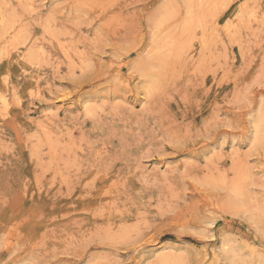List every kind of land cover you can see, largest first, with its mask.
<instances>
[{
    "label": "rangeland",
    "instance_id": "1",
    "mask_svg": "<svg viewBox=\"0 0 264 264\" xmlns=\"http://www.w3.org/2000/svg\"><path fill=\"white\" fill-rule=\"evenodd\" d=\"M0 1L27 23L23 53H36L0 61L13 102L0 114V264H157L158 247L219 264L225 235L264 257V149L249 143L264 100V0H247L248 25L236 15L245 0H231L213 43L195 41L149 96L131 68L165 0ZM239 173L256 220L214 186Z\"/></svg>",
    "mask_w": 264,
    "mask_h": 264
},
{
    "label": "bare ground",
    "instance_id": "2",
    "mask_svg": "<svg viewBox=\"0 0 264 264\" xmlns=\"http://www.w3.org/2000/svg\"><path fill=\"white\" fill-rule=\"evenodd\" d=\"M165 1L166 2H163V4H161L158 12H156V14L153 15L152 18L150 17L151 20H149V42L146 46L149 50L147 52L148 55L142 56V61H139V64L133 65L131 68L132 70L136 71L140 77V79L138 78L139 86L136 85V88H139L137 92L140 96H149L153 94L159 83L166 75L167 70L171 69L170 66L172 65V62H174V60H180V58L182 59L183 57H185L190 49L194 46L195 41H199L202 49H207L209 42H211L210 44L213 43L211 40L214 39V31L216 30L214 27V23L218 22V13L222 9H225L226 5L229 6L228 4H230L231 2V0ZM251 7L249 6V2L247 0L240 4L239 11L236 15L238 16L241 24L243 23L245 25H248L247 23L250 21V19L252 20V18L250 17L254 15V11L251 10ZM8 13L2 12L0 10V61L5 58H9L11 56L9 52L14 49V58L20 60L22 57L23 60L32 62L36 57L35 50L30 48L28 51H26V53H23L27 48L23 51V49L19 46L23 43V33H26V31L23 32V28L25 24L27 26V23L23 24L20 16H18V18L15 12H10L9 14ZM49 20L50 17H47V20H45L47 24ZM246 21L248 22L246 23ZM229 22L226 23V29L224 30L232 31V27L234 25L231 23V21ZM235 31L236 30H234V32ZM206 52V50H202V56H204ZM79 69H81V66ZM58 100L63 101V98ZM140 100L143 101L142 98ZM12 103L13 102L10 98L9 92L4 88L3 84H0V114L3 116H7L11 111L10 108ZM84 104L86 112H91V110H93L91 109L92 104L89 100H86ZM45 108L50 109V104L45 106ZM249 123V143L251 148L264 149L263 99H260L258 110L254 115L250 117ZM238 170V172L243 171H240V169ZM242 173H239V177L237 179H234L230 184H227V180L224 179L225 183L224 181H214V186L220 185L222 188L227 189V203L230 204L228 206H230L231 208L232 206L239 207L240 209H242V212L248 213L252 219L256 220L261 208L259 206H252L250 204V197L248 196L247 192L249 190L248 188L246 189V185H243L242 183L245 180L244 178H247V176L244 175L247 174V172H244V174ZM212 223V221H209L208 224ZM164 249L163 247H158L154 250V256L156 258V260L154 261H156L157 264H182L183 258L180 255H176V253L174 254V252L172 251H164ZM214 255L215 260L218 261L219 264H264V257L262 255L244 248L243 245L237 243L234 239L229 237V235H225L220 239L217 245V251L214 252ZM147 264L154 263L150 261Z\"/></svg>",
    "mask_w": 264,
    "mask_h": 264
}]
</instances>
